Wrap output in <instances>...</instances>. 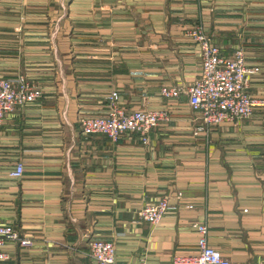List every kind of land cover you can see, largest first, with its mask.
I'll use <instances>...</instances> for the list:
<instances>
[{
	"label": "crops",
	"instance_id": "0c3cea01",
	"mask_svg": "<svg viewBox=\"0 0 264 264\" xmlns=\"http://www.w3.org/2000/svg\"><path fill=\"white\" fill-rule=\"evenodd\" d=\"M197 24L226 56L245 51L264 100V0H0V77L25 73L43 91L0 126V220L35 241L1 247L0 264H96L94 240L115 245L117 264H176L199 252L196 222L233 264H264V106L195 136L188 94L161 95L201 76ZM113 92L128 112L169 110L149 148L82 133ZM163 198L179 209L156 226L139 219Z\"/></svg>",
	"mask_w": 264,
	"mask_h": 264
},
{
	"label": "built area",
	"instance_id": "2783aa9c",
	"mask_svg": "<svg viewBox=\"0 0 264 264\" xmlns=\"http://www.w3.org/2000/svg\"><path fill=\"white\" fill-rule=\"evenodd\" d=\"M188 36L198 45L202 55V73L187 90L182 87H163L161 95L169 100L179 99L188 94L190 108L196 112L194 135L208 132L212 126L230 123L239 125L250 119L255 110L264 106L261 100L250 93L252 78L257 68L247 65V57L243 49H237L232 56H226L222 48L214 44L211 36L202 24H197L188 32ZM43 96L42 89L32 82L25 73L15 78L0 77V126L8 114L19 107L36 103ZM169 110L152 111L140 109L128 112L119 102L118 92L110 97V107L104 116H83L80 119L82 133L86 136L102 135L112 142H119L123 137L135 135L149 148L151 133L161 123L170 122ZM25 167L17 164L10 176L23 178ZM182 193L177 195L180 200ZM163 198L157 203L147 204L138 212L139 219L151 225L162 222L168 212L179 209ZM193 209V204H187ZM193 228L199 234V252L192 257L177 258L176 264H233L223 253L209 242V228L205 223L196 222ZM8 243L18 244L23 248H32L35 241L26 237L14 225L0 220V248ZM87 256L96 264H117L116 248L112 242L94 240L90 244ZM8 259L6 253L0 252V261ZM129 264H152L143 258Z\"/></svg>",
	"mask_w": 264,
	"mask_h": 264
}]
</instances>
